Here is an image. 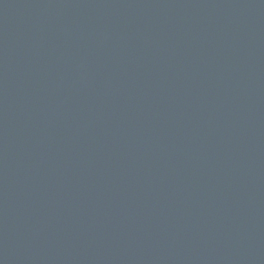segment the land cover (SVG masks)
Returning a JSON list of instances; mask_svg holds the SVG:
<instances>
[{"label": "water", "instance_id": "1", "mask_svg": "<svg viewBox=\"0 0 264 264\" xmlns=\"http://www.w3.org/2000/svg\"><path fill=\"white\" fill-rule=\"evenodd\" d=\"M0 264H264V0H0Z\"/></svg>", "mask_w": 264, "mask_h": 264}]
</instances>
